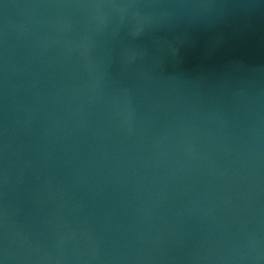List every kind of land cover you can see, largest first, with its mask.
Returning a JSON list of instances; mask_svg holds the SVG:
<instances>
[{"label": "water", "instance_id": "obj_1", "mask_svg": "<svg viewBox=\"0 0 264 264\" xmlns=\"http://www.w3.org/2000/svg\"><path fill=\"white\" fill-rule=\"evenodd\" d=\"M0 264H264V0H0Z\"/></svg>", "mask_w": 264, "mask_h": 264}]
</instances>
